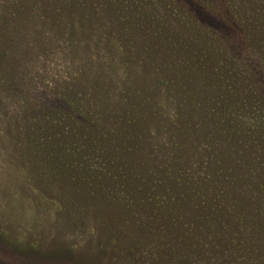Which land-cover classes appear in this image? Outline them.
I'll return each mask as SVG.
<instances>
[{
  "label": "rangeland",
  "instance_id": "374dc122",
  "mask_svg": "<svg viewBox=\"0 0 264 264\" xmlns=\"http://www.w3.org/2000/svg\"><path fill=\"white\" fill-rule=\"evenodd\" d=\"M98 1L105 0H0V264H257L258 256L262 259L259 264H264V240L255 239L256 244L250 245L246 238L211 237L200 208L196 217L202 220L200 229L204 235L197 239L181 226L167 232L159 221L148 219L151 211L125 199L117 180L104 179L105 186L109 184L107 190L114 194L102 200L90 190H73L74 186L79 189L80 180L70 174L54 173V182L47 180L49 172L31 154L32 149L41 148L40 133L34 129L23 138L18 129L26 121L30 129L33 110L61 108L65 95L84 103L87 121L68 122L71 127L67 136L78 146L86 144L83 154L87 157L83 161L94 167L97 159L104 163L105 155L91 151L92 126L97 123L105 128L109 124L119 130L130 129L117 112L121 109L114 104L106 114L101 112L100 106L108 98L98 90L100 84L94 80L97 76L101 85L124 96L126 107H132L134 90L138 85L142 89L144 84L143 94L154 96L155 111L159 112L149 128L159 139L172 135V119L190 111L187 103L178 104L184 102L182 96L189 97L185 90L178 93L172 84L159 85L155 67L144 72L148 61L145 56L128 48L125 40L110 37L111 25L90 19L104 10L103 6L97 8ZM192 1V11L202 21L215 19L218 25L228 27L233 22L226 20L222 0ZM13 14L21 20L19 23H10L9 15ZM159 15L153 12L151 16L156 19L151 20L159 24L163 21ZM240 26L243 25L235 23L237 29ZM131 46L136 47L134 43ZM126 47L135 53L124 61L121 53L128 50ZM204 79L185 80L191 83L192 91L193 87L200 90L193 92L200 96L207 91L200 84ZM210 89L217 94L216 88ZM150 144L148 139L147 147ZM134 148V152L125 153L123 166L136 171L138 179L150 174L154 179L161 177L160 170L154 172L151 168L158 165L166 171L167 163L158 158L160 154L150 151V156L137 154L135 159ZM112 157L113 166L118 161ZM48 160L47 157L44 163ZM134 160L139 164L144 161V171L135 170ZM183 162L172 158L171 166H179L177 171L184 172L187 168ZM140 185L136 197L144 188L143 183ZM260 248L262 251H257Z\"/></svg>",
  "mask_w": 264,
  "mask_h": 264
},
{
  "label": "trees",
  "instance_id": "16d2710c",
  "mask_svg": "<svg viewBox=\"0 0 264 264\" xmlns=\"http://www.w3.org/2000/svg\"><path fill=\"white\" fill-rule=\"evenodd\" d=\"M184 1H98L97 8L103 6L104 10L90 18L111 25L110 37L125 40L128 48L145 56L148 61L144 63V72L155 67L160 75L159 85L172 84L178 93L185 90L189 97L182 96L184 102L178 104L187 103L190 111L172 119V135L159 139L151 133L150 124L159 112L155 111L154 96L143 94L144 84L142 89L140 85L133 89V105L126 107L124 96L101 85L98 76L94 78L100 84L98 90L108 98L100 106L101 112L106 114L114 104L121 109L117 112L130 128L119 130L109 124L105 128L97 123L92 126L91 151L105 155L104 163L97 159L94 167L83 161L87 157L83 154L86 144L78 146L68 137L71 127L68 122L85 121L87 117L85 104L72 95H65L61 108L33 110L34 123L30 129L28 121L18 129L23 138L34 129L40 133L41 148L32 149L31 154L49 172L47 180L51 182L54 173L70 174L80 180L79 189L74 186L73 190H90L89 193L101 199L114 194L107 190L109 184L105 186L104 179H114L120 182L119 189L125 199L151 211L148 219L159 221L167 232L181 226L197 239L202 237V220L196 217L200 208L211 237H241L255 245V239L264 240V0H222L227 10L226 20L233 19L230 27L218 25L215 19L202 21L192 11L193 1L186 0L187 4ZM153 12H159L163 21L158 24L151 20ZM9 16L11 24L21 21L15 14ZM235 23L243 26L237 29ZM107 36L105 32V39ZM134 53L128 49L121 53V59H129ZM188 77L206 78L200 84L207 91L200 96L193 94L200 90L197 87L191 90V83L185 80ZM210 88H216L217 94L211 93ZM108 138L111 139L107 144ZM193 145L196 148L192 149ZM133 147L137 148L135 159L137 154L150 156V151L160 154L158 158L167 163L166 171L163 166L151 168L154 172L160 170L161 177L157 175L154 179L150 174L146 179H138L136 171L123 166L125 153ZM112 156L118 161L113 166ZM172 158L184 160L187 169L177 171L180 167L171 166ZM134 161L135 170L144 171V161L140 164ZM142 183L144 188L136 197L135 191ZM122 195L118 196L123 201ZM256 260L262 262L260 256Z\"/></svg>",
  "mask_w": 264,
  "mask_h": 264
}]
</instances>
